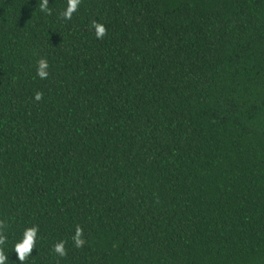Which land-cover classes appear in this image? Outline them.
<instances>
[{"label": "trees", "instance_id": "16d2710c", "mask_svg": "<svg viewBox=\"0 0 264 264\" xmlns=\"http://www.w3.org/2000/svg\"><path fill=\"white\" fill-rule=\"evenodd\" d=\"M38 5L0 0L9 264L32 225L25 264H264V0Z\"/></svg>", "mask_w": 264, "mask_h": 264}, {"label": "clouds", "instance_id": "9594fccd", "mask_svg": "<svg viewBox=\"0 0 264 264\" xmlns=\"http://www.w3.org/2000/svg\"><path fill=\"white\" fill-rule=\"evenodd\" d=\"M81 4V0H67V7L60 13V18L64 20H71L73 14L76 13ZM38 8L41 12L47 15L52 14V9L49 7V0H39ZM90 28L94 30V35L97 39H103L107 35L106 25L93 19L90 23ZM49 61L47 57H40L37 60V75L41 79H47L49 76ZM35 101L39 102L43 99V93L37 91L34 94ZM7 228V220L0 219V264H9L8 254L4 250V245L7 242V235L5 229ZM39 233V225H32L26 227L23 231L22 238L14 244V251L17 255V259L21 264H25V261L32 255L34 248H36L37 239ZM73 246L75 248H82L86 239L84 236V228L77 224L75 226L74 234L71 237ZM67 240L57 241L52 248V251L59 257L67 256L66 248ZM59 264V262H57Z\"/></svg>", "mask_w": 264, "mask_h": 264}]
</instances>
